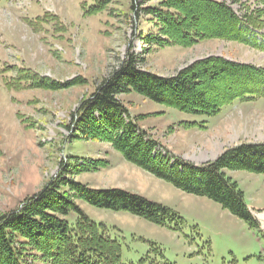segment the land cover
<instances>
[{"label":"rangeland","instance_id":"rangeland-1","mask_svg":"<svg viewBox=\"0 0 264 264\" xmlns=\"http://www.w3.org/2000/svg\"><path fill=\"white\" fill-rule=\"evenodd\" d=\"M157 1L112 0L104 10L89 13L92 0H0V215L16 210L63 168L68 170L64 177L91 188L141 195L182 218L159 226L76 200L119 241L124 264H264V237L258 230L218 203L183 192L125 161L109 144L79 138L67 127L81 98L89 97L128 52L142 57L141 70L163 76L208 55L264 68V52L235 41L212 38L189 47L146 44L141 36L152 27L142 7ZM224 1L238 14L243 2H255ZM34 72L62 83L80 79L55 90L17 88L18 78L27 85L36 82ZM117 97L162 146L195 164L233 145L264 141V97L235 99L214 116L181 112L132 90ZM81 163L100 166L77 171ZM224 172L238 183L264 234V175ZM75 218V213L67 216L70 224Z\"/></svg>","mask_w":264,"mask_h":264},{"label":"trees","instance_id":"trees-1","mask_svg":"<svg viewBox=\"0 0 264 264\" xmlns=\"http://www.w3.org/2000/svg\"><path fill=\"white\" fill-rule=\"evenodd\" d=\"M92 1L89 13L104 10L112 0ZM258 3L264 4V0H255L253 5L243 2L244 10L238 14L224 0H158L155 5L142 7L152 29L141 38L146 44L181 47L220 38L264 52V5ZM128 53L89 97L81 98L67 126L72 134L109 144L125 161L183 192L218 203L264 237L243 191L224 172L245 170L264 175V141L242 142L225 148L212 160L195 164L162 146L117 97L132 90L181 112L214 116L235 99L264 97V68L208 55L174 75L163 76L141 70L142 57ZM33 75L36 82L27 85L18 78L17 88L25 85L55 90L80 79L62 83L36 72ZM83 165L77 171H93L100 166ZM64 171L68 170L61 168L60 176L25 198L16 210L0 215V264H124L119 241L109 235L103 223L91 220L76 200L127 212L159 226L182 220L164 204L120 188H91L64 177ZM70 213L76 214L74 224L67 220Z\"/></svg>","mask_w":264,"mask_h":264}]
</instances>
